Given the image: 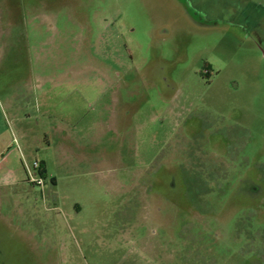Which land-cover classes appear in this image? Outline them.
Returning a JSON list of instances; mask_svg holds the SVG:
<instances>
[{
  "label": "rangeland",
  "instance_id": "374dc122",
  "mask_svg": "<svg viewBox=\"0 0 264 264\" xmlns=\"http://www.w3.org/2000/svg\"><path fill=\"white\" fill-rule=\"evenodd\" d=\"M0 148V264H264V0H0Z\"/></svg>",
  "mask_w": 264,
  "mask_h": 264
},
{
  "label": "crops",
  "instance_id": "0c3cea01",
  "mask_svg": "<svg viewBox=\"0 0 264 264\" xmlns=\"http://www.w3.org/2000/svg\"><path fill=\"white\" fill-rule=\"evenodd\" d=\"M21 118H24V117H21V116L16 115V122H18L17 124H19V125L22 122V119ZM19 125L17 126V130H18L21 138L24 140L25 139L24 138L25 137L24 129H20L19 128ZM2 144H4V143H2ZM23 148H24V150L26 152L29 150L30 146L28 144V141H27V143L26 142L23 143ZM4 149H5V147H4ZM3 154H4V150H1V148H0V155H3ZM10 156L11 155L8 154V156H7L8 157V160H7V157L4 158V161L6 163V166H4L3 163L1 164V162H0V172L3 171V169H6L8 166L11 165L10 164L11 163ZM22 159H24L23 156L21 157V160ZM23 161L25 162V160H22V164L24 163ZM23 168L24 167H22V169ZM6 174L9 175V176H12L11 177V178H13L12 184L18 185L21 182V179L18 177V170H17V168L16 169H13V171H12V169L11 170H8V172Z\"/></svg>",
  "mask_w": 264,
  "mask_h": 264
},
{
  "label": "built area",
  "instance_id": "2783aa9c",
  "mask_svg": "<svg viewBox=\"0 0 264 264\" xmlns=\"http://www.w3.org/2000/svg\"><path fill=\"white\" fill-rule=\"evenodd\" d=\"M23 166L27 172L28 175V182H30L33 185L42 187L44 184V180H43V172L41 171V167L39 165V163L37 161L34 162L33 164V168L36 171L38 169V173H39V177L34 176V174L32 173L31 169H27V164L24 162Z\"/></svg>",
  "mask_w": 264,
  "mask_h": 264
},
{
  "label": "flooded vegetation",
  "instance_id": "af4514ba",
  "mask_svg": "<svg viewBox=\"0 0 264 264\" xmlns=\"http://www.w3.org/2000/svg\"><path fill=\"white\" fill-rule=\"evenodd\" d=\"M227 167H225V166H220V171L222 172L221 173V175H223L222 177H224L225 178V174H226V171H227V169H226ZM226 170V171H225ZM230 173H231V171H230ZM241 178H243V177H241ZM259 190L257 189V188H255L254 187V189H253V194H254V192H258Z\"/></svg>",
  "mask_w": 264,
  "mask_h": 264
}]
</instances>
